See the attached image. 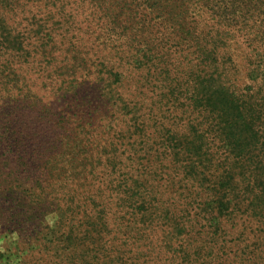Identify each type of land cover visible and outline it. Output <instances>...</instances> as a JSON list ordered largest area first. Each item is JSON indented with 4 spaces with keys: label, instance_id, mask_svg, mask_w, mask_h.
Listing matches in <instances>:
<instances>
[{
    "label": "rangeland",
    "instance_id": "rangeland-1",
    "mask_svg": "<svg viewBox=\"0 0 264 264\" xmlns=\"http://www.w3.org/2000/svg\"><path fill=\"white\" fill-rule=\"evenodd\" d=\"M93 2L21 0L14 5V12L0 11V264H164L171 253L161 238L175 235L185 240L181 245L187 254L182 261L185 264H264V149L254 160L261 161L258 172H253L237 156L239 148L250 147V141L216 143L221 135L217 126L193 139L191 128L184 127L190 119L188 106L171 107L184 101L177 77L186 73V67L169 66L168 71L161 67L175 82L162 81L160 76H156L158 82H145L147 71L134 73L127 68L134 61L131 48H119L118 42L111 46L103 27L93 24L96 15L86 20L88 3ZM221 10L207 23L214 56H207L206 63L227 71L228 76L218 82L244 95L247 104L264 106L263 64L252 54L248 65L250 54L242 38H232L226 32ZM116 16L105 21L117 20ZM125 26L128 28H121V32L131 34L138 24ZM5 30L10 32L7 40ZM91 30L92 34L88 33ZM121 63L125 70L124 101L116 103L111 89ZM191 91L197 92L196 88ZM129 101L137 105H126ZM151 103H156L152 110L159 127L148 141L156 148L154 157L145 161L140 145L143 139L135 125L139 110L149 111ZM115 111L129 121L130 132L120 139L121 144L117 139L110 146L102 140L101 130L110 120L115 121ZM258 124L264 133V114ZM112 125L118 126L116 121ZM210 125H215L212 120ZM221 129L223 137L232 139L229 130ZM182 135L189 138L188 152L199 169L212 153L220 163L219 176L205 179L212 181L207 194L201 193L204 205L200 216H180L187 229L178 233L170 223L163 226L164 204L154 201L151 211L143 215L151 226L129 225L137 220H127L120 210L121 174L127 175L130 183L145 180L155 185L166 179L169 187L164 191L179 201L181 187L189 177L179 165L185 157L177 153V162L171 158L186 142ZM167 136L183 144L174 152L163 142L160 148L154 145L160 142L158 137ZM100 158H109V162L116 158L109 164L105 190L98 200L107 211L105 230L101 223L96 225L95 215L85 217L94 190L93 184L87 183L96 179L90 168L97 172ZM190 190L183 195L189 196ZM253 197L256 204L247 208ZM174 255L179 259L177 253Z\"/></svg>",
    "mask_w": 264,
    "mask_h": 264
},
{
    "label": "trees",
    "instance_id": "trees-1",
    "mask_svg": "<svg viewBox=\"0 0 264 264\" xmlns=\"http://www.w3.org/2000/svg\"><path fill=\"white\" fill-rule=\"evenodd\" d=\"M20 1L21 0H0V11H5V14L14 12L17 7H14V5H16V2ZM25 1L27 0H24V2ZM92 1L94 2L88 3L87 11H90V14L86 15V20H89L91 15L93 17L96 15L97 18H95V22L97 21V23H92L99 27H103L105 32L104 38H106L111 46H115V43L118 42L117 47L119 48H131L129 54L134 61L133 64L129 65L127 68L133 69L131 71L134 73H138L137 71H147L145 82L149 83L150 80L151 82H158V76L162 78V81H169L170 83L175 82V78L170 79L169 76H166L169 66H176L178 68L186 67V73L181 77H177L178 85H181L184 101L182 103L181 101H176L177 105L173 103L171 107L188 106L187 116H189L190 119L185 123L184 127L191 128L192 133L195 135L193 139L202 137L203 133H207L209 127L212 126L213 128L217 126V128L221 130V135L217 138L216 143L223 144L224 142L225 144H231V142L236 143L239 139H243V143L250 141V147L239 148L237 156L238 159L244 161V167H246L247 170L258 172L257 166L260 165L261 161L254 160L259 158V153H263L264 149V133L258 124L259 117L264 114V106L258 107L255 105L254 107L253 105L247 104V100H244V95L235 90L231 92L229 86L218 82L228 75H226L227 71L225 73L224 70H222V67L218 70L217 66H211V64L206 63L207 56H214V47H212L210 43L212 39L210 34L211 26L207 23H209L208 21H213L217 13L216 10L222 9L220 14L222 17H225L223 26L226 32L232 34V38H242L250 54L248 65L253 58L252 54H254L259 57L263 64L262 67H264V0H214L216 3L215 5H212L213 2H210V0ZM114 14H117V20L109 19L105 21ZM0 21L2 20L0 19ZM131 23L138 24V27L134 31H131V34L121 32V28L126 30L127 26L125 25ZM116 24L119 26H115ZM87 27L93 29L92 26L87 25ZM92 31L93 30L88 33L92 34ZM5 34L7 37H5L4 40H7L9 38L8 36H10V32L5 30ZM120 36L124 37L122 40L118 41V37ZM191 47L195 49L191 51ZM123 65L122 63L120 64V69L116 71L112 83L113 88L111 89V97H114L116 103L124 101L122 91L125 90V83L122 81L125 79V70L123 69ZM162 66H164L167 71L161 69ZM209 69L214 70L209 71ZM214 77H216V79H214ZM208 84L211 86H207ZM212 85H216V87H212ZM187 86L188 89H185L184 87ZM139 87L141 88L142 85H139ZM195 88L197 91L196 94L191 91V89ZM186 100L188 102H186ZM116 103H114V106L118 105ZM156 103H151V109L147 112H142V109L139 110V123L135 125V128L138 129L143 139L140 145H143L144 148L142 160L145 161H149V158L153 159L156 152V148L154 149V147L150 146L148 143L150 137L153 136L157 127H159L157 119L153 116L154 111L152 110ZM126 105L136 106L137 102L129 101ZM126 105L125 107H129ZM118 108L120 109V107ZM126 114L129 115V113ZM120 115V111H115V115H113V118H116L115 121L118 126L112 125L115 121L112 122V120H110L108 127H103L104 131L103 129L101 130V133L103 132L105 136L102 140L105 143H109L110 146L113 144V141L117 139V144H121L120 139L123 141L124 136L126 134L128 135L130 132L128 127L129 121L126 118L121 119ZM203 118H205V120H203ZM211 120L215 125H210ZM202 125L205 127L201 129L200 132L198 130L202 128ZM119 126L123 129H120ZM222 126H224L226 130H229V135H232V139L227 136L223 137ZM166 130L169 136L170 130ZM168 136L164 139L158 137L157 139H159L160 142H155L154 145L160 148V144L163 142L166 144V148L174 152L183 142L173 140ZM182 138H184L186 142L178 149V152L174 153L171 159L177 162L178 159L175 156L177 153L185 157L179 162V165L184 170V173L188 175L189 180L184 181L185 185L180 189L184 192L187 188L191 187L189 196L183 195L181 191L179 194V201H175L174 199H176V196L172 194L168 195L167 192L164 191L169 187V183L166 179H161L155 185L147 183L145 180H134L130 183L131 179L122 173L120 182H118V187L122 190L120 193L122 200L120 210L124 211L127 220H137L129 225L140 224V226H144L145 228L151 226V223L145 222L146 218L143 215L151 211L154 201H160L164 204L166 222L163 226L170 223L172 227L174 226L176 229H179L178 233L185 232L187 229V226L181 221L180 216H200V212L204 205V201L201 199V193H204V195L207 194L208 185L212 181L208 180L205 182V179H215L219 176L218 170L220 168V163L219 161L216 163L217 158H215L212 153L211 158L206 159L204 162V167L199 169L195 159H193L192 155L188 152L189 148L187 146L191 144V142L188 141L189 138L186 135H182ZM183 147H185V149H183ZM115 159L116 158L110 159V162L109 158L97 159L96 163L101 165V168L98 169L97 172L96 169L90 168V174H96V179L94 183L92 179L87 183L93 184L92 188L94 190H92V198L89 201L91 207L89 210L85 207L88 212V215L85 217L95 215L98 220V224L96 225L99 226L101 223L100 228L102 230L106 228V214L104 211L106 213L107 211L102 204H99L98 200L101 191L105 190V174L108 171L109 164ZM114 165L117 166L115 161ZM223 173L226 174L224 171ZM176 176H178V174H176ZM191 180L193 182L190 185H186V183L191 182ZM65 183L71 184L68 181ZM136 183L138 185L135 187ZM87 187L88 185H86L85 188ZM173 188L174 187H172V189ZM198 191L199 195H197ZM154 192L157 193L160 198L156 199V195L153 194ZM261 192L262 195H264V182L261 184ZM161 196H165V199H161ZM148 197H150V199H147ZM197 198H200V201L196 202L195 199ZM254 200L255 197L249 199L247 208H253L256 204ZM84 205L87 206L86 203H84ZM93 208L94 210H92ZM173 218H176L174 222H172ZM161 240L165 242L164 245L166 249L171 253L169 257H165L163 261L165 262L164 264H185L182 261L187 257V254L181 249V245L185 243V240L176 235L171 236L170 239L164 237L161 238ZM175 247H177L178 250H175ZM175 253L179 255V259L175 257ZM112 258H115V255H112Z\"/></svg>",
    "mask_w": 264,
    "mask_h": 264
}]
</instances>
